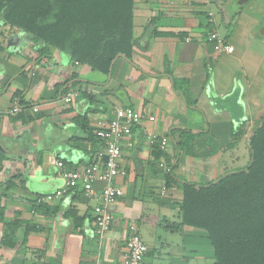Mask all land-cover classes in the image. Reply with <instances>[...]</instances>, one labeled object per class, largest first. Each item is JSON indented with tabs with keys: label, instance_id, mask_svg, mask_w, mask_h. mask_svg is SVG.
<instances>
[{
	"label": "crops",
	"instance_id": "obj_1",
	"mask_svg": "<svg viewBox=\"0 0 264 264\" xmlns=\"http://www.w3.org/2000/svg\"><path fill=\"white\" fill-rule=\"evenodd\" d=\"M132 13L131 60L119 55L108 76L0 22V264H123L131 224L147 246L142 264H213L204 232L171 225L180 223L183 182L207 183L234 170L240 157L249 161L245 138L264 110V0H133ZM212 30L232 53L207 43ZM173 79L188 81L193 105ZM16 101L23 106L12 115ZM120 107L142 120L132 145L122 146L117 164L124 174L113 184L123 196L109 206L111 226L100 237L93 208L101 180L93 198L79 185L50 202L36 200L63 188L55 161L76 170L99 155L105 162L104 147L88 140L86 129L93 133ZM244 121L246 135L228 148L232 126ZM174 131L196 137L198 157L176 150ZM241 145L244 155H231ZM206 152L214 155L199 156ZM160 163L172 173L169 181ZM158 229L182 236L176 255L174 246L157 242Z\"/></svg>",
	"mask_w": 264,
	"mask_h": 264
},
{
	"label": "trees",
	"instance_id": "obj_2",
	"mask_svg": "<svg viewBox=\"0 0 264 264\" xmlns=\"http://www.w3.org/2000/svg\"><path fill=\"white\" fill-rule=\"evenodd\" d=\"M132 10L133 0H0V22L26 33L34 44L56 49L108 76L119 55L131 60ZM173 89L188 106L194 104L187 80L173 79ZM19 106H23L21 101ZM245 125L244 121L232 126L228 148L246 135ZM86 132L88 140L99 141L104 147L94 133ZM173 133H177L178 152L198 157L194 149L200 142L194 135ZM246 147L249 161L244 168L227 171L207 183L185 181L181 185L182 199L176 206L180 223L171 226L174 231L187 226L204 232L213 264H264V110L246 136ZM213 155L206 152L199 156ZM160 156L166 158L164 153ZM165 161L169 168L173 166L169 158ZM172 176L169 171L166 181Z\"/></svg>",
	"mask_w": 264,
	"mask_h": 264
},
{
	"label": "built area",
	"instance_id": "obj_3",
	"mask_svg": "<svg viewBox=\"0 0 264 264\" xmlns=\"http://www.w3.org/2000/svg\"><path fill=\"white\" fill-rule=\"evenodd\" d=\"M206 41L225 53H232L233 51V48L227 45L225 40L215 30L208 33ZM71 99L72 93H68L63 101L69 103ZM19 111V104L16 101V104L10 110V114L16 115ZM33 111L36 112L37 109L33 108ZM141 120L142 115L139 112L131 108H117L114 112V118L93 132L104 144L106 161L103 162L102 156L99 155L98 161L88 167H84L82 170L67 169L62 161H55L57 174L64 182L63 188L56 190L52 195L37 198V204L50 202L53 198L61 197L79 185L83 188L84 195L87 198H93L96 195L93 190V183L101 180L105 186L99 194L100 203L93 208L94 225L96 233L100 237L106 234L112 222L109 206L123 196L122 190L113 184L114 179L124 174L119 170L117 160L122 155L123 144L125 143L128 147L132 145V128L138 126ZM148 120L151 121L152 118H148ZM150 137L154 138L151 135ZM160 149L162 151L166 150L165 138L160 141ZM159 167L166 174L169 172V168L165 164L160 163ZM125 250L123 264H142L147 253V246L140 238L133 224L128 227Z\"/></svg>",
	"mask_w": 264,
	"mask_h": 264
},
{
	"label": "rangeland",
	"instance_id": "obj_4",
	"mask_svg": "<svg viewBox=\"0 0 264 264\" xmlns=\"http://www.w3.org/2000/svg\"><path fill=\"white\" fill-rule=\"evenodd\" d=\"M219 28H220V32L224 31V33H225V31H227L224 26H219ZM243 149H244V146L241 145V146H239L238 150L232 151L231 155H234L236 157H240V156L244 155ZM231 165H232L231 167H233L234 170H238V169H242L243 167H245L246 163L242 162L241 157H240V159L238 161L234 162ZM156 236H157V242L158 243H162L164 245H169L170 247L174 246L173 254L171 255L169 253V251H167L168 255H166V256H169V254L171 256L176 255V252H178L176 247H178V245L180 248L182 247L181 242H180V238L182 236H180V235L169 234V233L165 232L163 229H158Z\"/></svg>",
	"mask_w": 264,
	"mask_h": 264
},
{
	"label": "water",
	"instance_id": "obj_5",
	"mask_svg": "<svg viewBox=\"0 0 264 264\" xmlns=\"http://www.w3.org/2000/svg\"><path fill=\"white\" fill-rule=\"evenodd\" d=\"M243 1H246V2H247V1H249V0H243ZM106 158H107V157L105 156V158H104L105 161H106Z\"/></svg>",
	"mask_w": 264,
	"mask_h": 264
}]
</instances>
